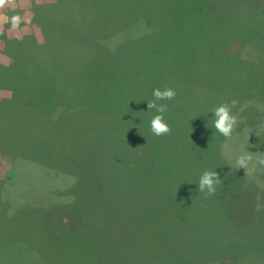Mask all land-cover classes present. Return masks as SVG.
Masks as SVG:
<instances>
[{
  "label": "rangeland",
  "instance_id": "rangeland-1",
  "mask_svg": "<svg viewBox=\"0 0 264 264\" xmlns=\"http://www.w3.org/2000/svg\"><path fill=\"white\" fill-rule=\"evenodd\" d=\"M83 2L86 27L78 0H60L61 9H73L72 21L99 36L104 50L90 53L91 45L74 47L79 53L72 60L82 65L80 77L68 71L70 61L53 74L50 105H35L44 118L41 115L35 124L33 140L26 137L21 146L18 133L24 127L11 126L14 131H9L7 140L13 138L17 150L6 153L14 162L0 157V177H5L0 224L11 226L9 240L22 236L18 239L24 241L17 243L23 245L17 249L19 254L13 244L12 251L0 255V264H121L115 235L104 239L109 248L97 251L77 249L74 240L69 244V224L59 237L58 230L65 225L55 207L63 200L71 203L69 209L76 205L91 236L95 231L102 233L101 218L107 216H118L119 226L114 228L113 223L110 232L118 229L136 235L146 229L152 234L157 217L164 223L170 218L183 221L177 238L187 241L186 249L170 244L161 257L149 258L152 264H264L260 240L264 239L254 237L264 228V216L252 221L253 234L246 221L255 212L264 214V200L260 206L250 200L255 194L259 198L264 187V167L253 169L263 170L261 179L248 176L251 183H262L260 189L243 187L238 203L222 201L225 184L229 193H235L236 182L248 178L244 176L251 171V164L247 170L237 168L236 157L247 151L254 157L264 153V102L254 94L255 84L264 83V0ZM29 6L30 0H6L0 7V24L12 23ZM97 12L106 16L94 15ZM84 34L85 29L83 34L75 31L74 38ZM96 63L110 69L95 72ZM252 69L259 73H251ZM75 80L85 81L80 92H75ZM157 87H172L177 93L173 100L157 101L168 106L164 118L171 132L162 136L150 131L155 109L139 104L141 97L136 95L147 92L142 98L151 101ZM233 99L237 100L232 112L238 116V125L231 138L220 141L214 113L206 109L205 101L219 105ZM195 102L199 106L193 107ZM186 107L195 108L197 120L192 125L188 117L184 123L177 120ZM252 139L258 142L252 144ZM238 142H242L241 152L234 150L233 143L237 148ZM147 143L149 149H145ZM206 169L223 178L213 196L198 191ZM236 170L244 176H236ZM245 191L248 200L243 199ZM167 192L178 195L171 200ZM25 205H38L39 215L30 216ZM138 213L139 228L133 224ZM239 214L241 218L235 220L233 216ZM95 218H99L98 229H94ZM18 223L22 234L13 231ZM102 254L103 261L98 263L95 255Z\"/></svg>",
  "mask_w": 264,
  "mask_h": 264
},
{
  "label": "trees",
  "instance_id": "trees-1",
  "mask_svg": "<svg viewBox=\"0 0 264 264\" xmlns=\"http://www.w3.org/2000/svg\"><path fill=\"white\" fill-rule=\"evenodd\" d=\"M83 3V0H78L77 7L80 9V17L86 27V20L83 15ZM30 4L31 6H29L26 11H21L18 15L20 20L17 26H14L13 22H7L6 24L0 26V157L2 159L4 158V160L9 163L12 161L14 162V160L8 157L6 153H15L17 150L16 144L13 142V138L9 141L7 140L9 131H14V128L11 126L14 124L21 128L24 127L23 132L18 133V136H20L21 139V146H25L26 137L27 140H33L32 138L35 135L34 130L36 128L35 124L39 122L42 115V112L40 113L36 110L35 105L39 103L42 105L43 102L50 105L51 98L54 96L55 92L53 74L58 72L59 67L66 66V64L70 61L68 71L70 73L72 72L74 77H80L79 71L82 65L80 64V66H78L76 61L72 60V58L79 53L74 47L80 46L81 44H84L86 47L91 45L92 47L90 48V53L93 50L98 52H102L104 50L103 45L97 41L99 36L89 33L87 28H84L74 20L72 21L73 9L69 6L68 7L70 9L67 11L61 9L60 0H42V2L41 0H30ZM94 15L106 16L103 12H97ZM84 29L85 34L82 37L74 38L75 31L79 34H83ZM90 53L89 56L91 57ZM208 54L211 57L214 56L212 53ZM96 64L97 65L94 67L95 72H98L100 69L102 71L110 69L108 66H101L98 63ZM72 67L77 68L72 70ZM261 67L264 68V65ZM214 68H216V65H214ZM251 73L257 75L259 72H255V70L252 69ZM84 84V80L82 82L80 80H75V92H80L81 86ZM255 85L258 88L254 94H256L258 99H261L264 102L262 95L264 94V83L261 85ZM145 94H147V92H140L139 94H136L141 97L138 100L139 104H148L149 100L142 98ZM205 104L206 109L211 110L218 106L209 103V101H205ZM196 105L199 106V102H195L193 107ZM29 106L33 107V109L29 108ZM25 109L27 110L26 113L24 111ZM194 109L195 108L186 107L181 116L177 117V120L184 123V118L188 117L192 125L197 120ZM108 111L111 112V109ZM218 135L221 137L220 141L225 138L219 133ZM251 142L254 144L258 141H254V139H252ZM225 143H229V140ZM241 143L242 142H238L237 148H235L236 144L233 143L234 150L239 152L243 151L244 149H241ZM149 145L150 144L147 143L145 145V149H149ZM22 148L23 147H21V149ZM219 150V156L223 159V148L219 146ZM116 160L121 161L120 158ZM258 168L261 169V167ZM259 169L253 170L251 167V171H249L246 176L242 175L239 170H236L239 173L236 176H253L261 179L263 170L259 171ZM255 171H258L259 173H256ZM154 176V183L158 186V177L155 174ZM249 177L243 179L240 177V181L236 182L238 188H235V193H229L228 186L224 182L226 189L222 201L228 202V204L235 201L238 203L241 196L240 190L243 187H258L259 189L262 187V183H259L256 178L255 179L257 181L251 183ZM4 178L5 177H0V190L5 183ZM221 179L223 180V178ZM158 189L159 188H157V190ZM167 194L169 196H173L171 200H174L175 196L178 195L177 192H167ZM65 195L67 196V192L64 193V196ZM247 195H250V192H247ZM243 199L248 200L246 191L243 193ZM250 200L252 203H255L256 206H260L264 200V187L260 189L259 198H257L255 194V198L252 196V198L250 197ZM208 202L209 200L207 199L206 204ZM69 206H71V203L63 200L61 206H58L57 204V207H55L60 213V216H62L61 222L65 225L60 227L58 232L59 237L63 236V233L67 230L66 224H69L70 226L67 231L70 233V238L67 242L71 244L72 240H74L77 249L88 248L91 251H97L100 250L99 247L101 249H105L106 246L109 248L108 245H105L104 239H108L110 234L115 235V241L117 243L116 248L117 252L120 251L121 264H152V260L149 258H155L157 256L161 257V254L169 248L170 244L171 247L179 246L181 249H186L187 241L185 240L181 243L182 239L177 238V235L182 231L183 221L177 223L174 222L173 218H170L169 220L166 219L164 223L162 219L157 217L155 218V225L152 234L146 229L141 231L144 232L143 234L139 231L136 235L119 233L118 229H114V231L110 232V227L113 226V223L114 228H117L115 225L119 226L118 216H115L114 219H112L111 216H107L108 219L101 218L102 233H100V230L97 232L94 230L95 232L93 236H91L87 228V225L89 224H87L85 217L78 212L77 208H75L76 205L73 207V210L69 209ZM23 207L30 216L37 217L39 215L38 205H31L30 207L25 205ZM232 210L233 207L231 208V212ZM258 213L260 212H255V214L248 215V218H246V221L250 223L249 227H247L248 232L251 234L253 233L249 228L252 226V221L256 219L261 220L260 217L264 216V214L259 215ZM187 216L192 217V214L188 213ZM240 216L241 214L234 215L233 217L236 220V217ZM138 217H140L139 213L134 216L133 224L139 228L140 220L137 219ZM95 221L97 222V226L94 227V229H98L99 218H95ZM124 221L125 218L123 219V222ZM83 222L84 227H82ZM92 222L93 221H91V223ZM9 226L10 225L6 223H3V225L0 224V255L4 254L5 251H12L13 247L11 245L13 244H16L14 246V252L18 254L17 249L23 246H18L17 244L24 241L23 239H18L22 236L15 237V240H9ZM240 226L242 227L243 225ZM144 227L146 228L145 224ZM36 228H38L37 225ZM13 231L16 234L23 233L20 223L13 228ZM260 231L261 233H255L256 235L254 237H262L264 239V228H262V230L260 229ZM103 232L105 233L103 234ZM87 233H89L91 237H86ZM148 235L150 236L149 238ZM260 240L264 242V240ZM176 243H178V245ZM92 254L94 255L95 253ZM131 255H135V260H131ZM95 256L98 263H100L101 260L103 261V254ZM0 262H3L1 257Z\"/></svg>",
  "mask_w": 264,
  "mask_h": 264
},
{
  "label": "clouds",
  "instance_id": "clouds-1",
  "mask_svg": "<svg viewBox=\"0 0 264 264\" xmlns=\"http://www.w3.org/2000/svg\"><path fill=\"white\" fill-rule=\"evenodd\" d=\"M6 0H0V7L4 6ZM13 25L17 26L20 20L19 16H15ZM153 99L148 101V109H155L156 114L150 120V131L155 136L167 135L171 132L170 125L164 118V113L167 111L166 104H159L157 101L173 100L177 95L176 90L172 87H165L163 89L157 87L153 89ZM237 100L233 99L230 103L224 102L216 106L212 112L214 113V128L225 137L231 138L234 130L238 125V117L233 114L232 109L236 107ZM255 161V162H253ZM255 169L257 166L264 167V153L253 156L250 151L241 152L236 157L237 168L243 167L246 170L249 165ZM221 183L220 176L217 171L206 169L202 172L198 181V191L205 193V196H213L216 193L217 185Z\"/></svg>",
  "mask_w": 264,
  "mask_h": 264
},
{
  "label": "crops",
  "instance_id": "crops-1",
  "mask_svg": "<svg viewBox=\"0 0 264 264\" xmlns=\"http://www.w3.org/2000/svg\"><path fill=\"white\" fill-rule=\"evenodd\" d=\"M0 16H1V13H0ZM6 23H7V22H4V23L0 24V26L4 25V24H6ZM18 254H19V251H18ZM21 255H23V254H21Z\"/></svg>",
  "mask_w": 264,
  "mask_h": 264
}]
</instances>
